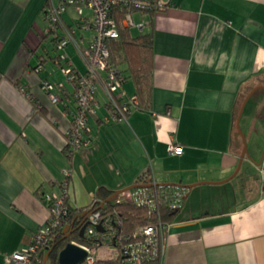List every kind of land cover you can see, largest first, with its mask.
<instances>
[{
  "label": "crops",
  "instance_id": "obj_1",
  "mask_svg": "<svg viewBox=\"0 0 264 264\" xmlns=\"http://www.w3.org/2000/svg\"><path fill=\"white\" fill-rule=\"evenodd\" d=\"M48 3L0 0V264H11L46 224L43 193L58 191L67 167L75 208L90 207L101 188L126 198L144 172L185 190L160 264H264V0H171L162 10L137 12L141 31L154 34L151 109L116 120L100 86L91 142L73 155L67 153L72 86L66 83L57 104L44 88L65 78L54 38L44 37ZM69 24L88 45L94 31ZM66 51L85 72L76 47ZM253 89L240 122L248 150L235 173L244 148L235 135L237 116ZM120 90L130 98L134 81L126 79ZM173 143L183 152H170ZM205 186H223L233 196L221 208L195 210L191 196ZM47 253L32 264H55ZM96 255L116 259L117 252L104 247Z\"/></svg>",
  "mask_w": 264,
  "mask_h": 264
},
{
  "label": "built area",
  "instance_id": "obj_2",
  "mask_svg": "<svg viewBox=\"0 0 264 264\" xmlns=\"http://www.w3.org/2000/svg\"><path fill=\"white\" fill-rule=\"evenodd\" d=\"M171 0H49L45 8L44 37L52 36L58 50L57 62L61 67L64 80L45 81L44 88L50 100L57 104L64 102L62 97L68 93L66 83L72 86L75 106L70 108L72 115L71 127L67 133V153L73 155L82 147L87 146L90 140V117L97 111L98 90L100 79L105 73L107 79L103 88L106 91L107 102L112 101L119 107L120 114L117 116L112 108H107L116 120L124 118L127 113L128 102H136L133 96L124 100V93L120 88L124 82L123 76L117 67L111 62L110 51L107 44L109 37H118L119 29L114 17V9L124 7L139 11L162 10L170 4ZM68 5L89 7L93 15L87 17L82 15L76 19V23L83 29H92L94 35L88 45L84 46V38L76 33L75 28L67 23L64 14ZM127 26H137L142 30L144 22L136 23L132 13L124 18ZM73 44L86 61V71L80 72L74 65L66 48ZM43 68L40 63L37 71ZM24 91V89H22ZM64 92V93H63ZM118 99H121L119 101ZM69 100V98L67 99ZM106 102V107H107ZM121 102V103H119ZM110 107V106H109ZM172 153H181L184 148L179 144H171L169 148ZM63 180L58 191L44 192L43 196L49 204L50 215L46 224L42 225L34 234L32 242L25 248L15 251L10 257L11 264H32L33 259L41 251L50 250L53 239L58 229H64L68 224L69 206L66 201L69 195V187L72 178V169L64 170ZM155 183V182H154ZM136 196L135 193H130ZM138 195V193H137ZM140 195V194H139ZM143 196V195H141ZM185 196V190L176 188L173 192L174 200L172 208L179 209ZM141 201L148 198L141 197ZM88 222L84 236L92 245L81 243L88 251L85 263L98 264L96 252L104 247H112L116 250V259L121 264H149L156 258H162L164 254V239L171 223L148 224L143 226L133 235L123 236L112 226L111 217L103 216L100 211L88 214ZM102 224L103 230L98 229Z\"/></svg>",
  "mask_w": 264,
  "mask_h": 264
},
{
  "label": "trees",
  "instance_id": "obj_3",
  "mask_svg": "<svg viewBox=\"0 0 264 264\" xmlns=\"http://www.w3.org/2000/svg\"><path fill=\"white\" fill-rule=\"evenodd\" d=\"M155 11L156 10L139 11L124 7H117L114 9V17L118 25L119 36L109 37L107 39L110 59L119 70V73L123 76L124 82L126 79L130 78L134 81L136 86V92L133 95V97L136 98V102L127 103V114L136 109H151L153 101L155 53L153 32L141 31L138 34H134L131 29L132 26H127L124 23V18L128 13H132L133 15L137 12L147 13ZM102 75L103 77L100 79L101 83H99V88L105 85L107 79L105 73ZM118 100L121 101V99ZM107 108H112L117 116L120 114L119 107L112 103V101L107 102ZM152 183H154V180L150 177L148 172L142 173L138 177L135 186L128 191L129 193H135L136 196L127 195L124 199H117L116 196L112 200H107L112 193L101 188L98 199L88 208L73 207L68 195L66 201L69 206L68 224L70 228L68 233H65L64 229H58L53 239V245H55V247L49 255L50 258L54 260L55 264H59L58 255L60 250L64 248L68 242L73 240L79 243L92 245L84 235L80 236L79 231L83 218L93 211L98 210L103 216L111 217L112 226L123 236L133 235L148 224L159 225L161 223H172L180 210V208L176 209L171 207V203L174 200L173 192L177 187L156 182L154 184ZM149 184L151 185L147 186ZM141 197L148 198V201H141ZM47 251L48 250L41 251L42 258ZM38 255L39 253L37 256ZM35 258L36 256L34 259ZM160 259L161 258L153 259L149 264H160ZM98 263L121 264L119 259L99 260Z\"/></svg>",
  "mask_w": 264,
  "mask_h": 264
},
{
  "label": "water",
  "instance_id": "obj_4",
  "mask_svg": "<svg viewBox=\"0 0 264 264\" xmlns=\"http://www.w3.org/2000/svg\"><path fill=\"white\" fill-rule=\"evenodd\" d=\"M255 89H253L244 99L241 107H240V110H239V113H238V116H237V131L235 133L236 135V139H237V142L239 143V137L241 136V138L243 139V142H244V148H243V151L241 153V156H240V161H239V164H238V167L236 169V172L237 173L239 170H240V167L242 165V162L244 160V157L246 155V152H247V144L245 142V134L241 128V117H242V114H243V111H244V108H245V105L248 101V99L250 98L251 94L254 92ZM154 184V183H152ZM151 184L147 185V186H150ZM190 187H193L194 185H189ZM119 194V192H114L112 195H110L107 200H112L113 198H115L117 195ZM185 197H187V195H185ZM87 216L86 215L83 220H82V225L80 227V231H79V234L80 236H83L84 235V232H85V229H86V226L88 224V222L86 221L87 219ZM98 229L99 230H103V227H102V224H99L98 226ZM69 228H70V225L67 224L65 227H64V232L65 233H68L69 231ZM55 247V245L52 246V248L50 250H48V253L46 255V258L45 260H47V258L49 257L52 249ZM89 255V251L79 242H75V241H70L68 242L64 248H62L59 252V255H58V263L59 264H88V263H85V260L87 258V256ZM45 264V262H44Z\"/></svg>",
  "mask_w": 264,
  "mask_h": 264
},
{
  "label": "rangeland",
  "instance_id": "obj_5",
  "mask_svg": "<svg viewBox=\"0 0 264 264\" xmlns=\"http://www.w3.org/2000/svg\"><path fill=\"white\" fill-rule=\"evenodd\" d=\"M67 6L68 7L65 12V15L68 20V23L70 21L74 23V21H76V19L80 18L82 15L87 17H92L93 15L92 10L89 7L85 6L84 4L77 7L76 5H68V4ZM134 19L135 21L140 20L139 13H135ZM131 29L134 34H138L141 32V30L137 26H132ZM86 34L87 36H89L88 33ZM262 112H263L262 114H264V110H262ZM227 196L232 197L233 195L232 193H228L225 189H223V186L220 187L212 186L211 188L209 186H205L195 190L194 194L191 196V200L193 199L196 201L195 207L197 208L195 210L203 211V210H208L211 207L213 208L223 207L231 200V199L228 200ZM48 264H51V262H49Z\"/></svg>",
  "mask_w": 264,
  "mask_h": 264
}]
</instances>
